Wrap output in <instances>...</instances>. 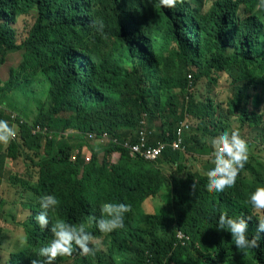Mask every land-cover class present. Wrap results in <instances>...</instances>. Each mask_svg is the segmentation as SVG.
<instances>
[{
	"label": "trees",
	"instance_id": "16d2710c",
	"mask_svg": "<svg viewBox=\"0 0 264 264\" xmlns=\"http://www.w3.org/2000/svg\"><path fill=\"white\" fill-rule=\"evenodd\" d=\"M260 2L214 0L203 16L191 0L171 9L161 7L159 0H0V67L10 54L21 52L9 82L0 79V119L18 125L17 136L1 152L0 174L8 160L21 157L34 169L28 178L11 175L13 185L24 189L26 198L17 190L18 201L28 217L25 246L12 252L7 264L41 259L39 249L52 238L36 222L39 199L47 195L60 202L49 212V228L62 219L84 224L107 240L108 253L98 264H264V233L258 248L238 249L229 230L218 225L225 213L251 217L247 235L256 234L264 213L255 211L249 197L264 187V165L250 150L233 187L207 190L206 174L214 166L210 140L222 130L220 106L194 93L200 81L213 82L217 73L254 91L264 89V26L255 12ZM24 15H33L34 22L19 43L13 25ZM99 20L104 33L92 26ZM40 75L49 87L48 102L39 101L32 123L3 107L10 104V93L29 100L30 86ZM249 100L234 96L227 102V114L236 116L240 127L260 128L264 143V114L250 113ZM184 121L192 130L183 136L184 149H168L156 162L133 159L114 144L98 151L91 146L93 136H87L108 132L113 139L135 142L146 127L156 146L175 140ZM69 129L79 133L69 134ZM182 153L193 154L191 166L180 162ZM88 155L93 158L87 164ZM199 159L210 166L200 165ZM195 164L198 169H191ZM164 165L179 172L167 177ZM166 183L172 190L170 212L147 214L143 204L156 198ZM104 203L131 206L123 229L105 235L88 223L90 216L102 215ZM142 224L157 229L146 233ZM160 228L170 235L161 236ZM178 231L189 238L187 246L177 238ZM6 245L5 229L0 228V248ZM67 258L59 257L55 264H94L78 252L72 262Z\"/></svg>",
	"mask_w": 264,
	"mask_h": 264
},
{
	"label": "rangeland",
	"instance_id": "374dc122",
	"mask_svg": "<svg viewBox=\"0 0 264 264\" xmlns=\"http://www.w3.org/2000/svg\"><path fill=\"white\" fill-rule=\"evenodd\" d=\"M213 1L214 0H191V2H194V4L199 7L203 16H205L210 10ZM259 5L255 12L258 14L264 26V9L260 8ZM33 22V15H24L17 18V23L13 25V27L17 31V38L19 43H21L27 37ZM20 61L21 52L12 53L8 56L6 63L0 67V79L3 81V84L9 82L11 78V72L13 70L12 68H15L20 63ZM234 72H236L237 74L236 68L234 69ZM236 74H234V76ZM36 78V81L30 86L29 100H25L23 97H18L10 93V104L6 106L3 105V107H5L8 111L23 114L26 118L25 121H29L31 123L35 120V117H37L39 101L41 102V104L48 102L47 99L49 94V87L47 83L43 81L44 77L40 75ZM233 78L234 77H230L228 74L217 73L213 75V82H209L208 79H203L202 81H200L195 87L194 93L199 95L201 97V100L205 101L207 99H211L218 106H220L218 115L221 117L222 130L218 133V135L223 131L238 129L241 132L243 139H245L247 141V144L250 145V147L248 148L249 152L251 150L253 154L257 155L256 158L258 162L264 165V146L263 142L261 141L260 128H248L247 126L240 127L238 118L234 115L232 116L230 114H227V102L236 95L241 97L249 96L250 100L248 110L250 113L256 111L258 114H264V89L259 88L257 91H254L251 87H247L241 83L234 82ZM3 84L2 86H4ZM19 94L24 96L22 93ZM257 97H259L260 99H257ZM188 120L192 121L194 123V126L196 127L197 122H195L194 119L188 118ZM11 125L15 126L16 129L18 128V125L14 120L11 121ZM191 132L192 130L190 131V133ZM70 133L78 134L79 130H73L70 131ZM94 144H98V142L96 141ZM7 145L0 144V156L1 152L6 149ZM101 145L108 146L110 144L104 142L101 143ZM182 154L183 156L180 162L185 163V165L187 166L190 164L191 166L189 159L193 154ZM88 156L91 159L90 162H92L93 157L91 155ZM102 157L103 154L101 155V158ZM111 160L115 161V159ZM199 162L200 165H202L203 162L206 163V166H210L208 160L203 159V161L201 162L199 159ZM30 164L31 162L27 160V157H21L17 160H8L7 166L3 170L4 174H0V228L2 230L5 229V233L7 236V245L3 248H0V264H7L9 255L12 252L16 253L23 249L26 243L24 223L27 220L28 215L23 211V204L18 201V193L20 195V198L26 197L22 195V192L24 190L22 186L13 185L11 175H17V178L20 177L21 179L28 178V171L34 170L32 167H29ZM196 165L197 164H195V167H191V169H198ZM252 165L256 166L257 168L259 167L255 164V162H252ZM162 168L167 177H169L172 173L177 174L179 172L176 167L164 165ZM171 199L172 190L169 186V183H166L160 194L156 198L148 199L145 201V203L143 204L144 211L147 214H155L160 216L169 213L171 210ZM255 211L257 213H261L257 210ZM142 228L146 233L155 232L157 229V227H153L151 224H142ZM158 233L161 236L170 235V232L164 231L163 228H160ZM99 240V250L94 256H90L94 264H98L99 257L105 256V254L108 253L109 249L107 240L104 237L100 238ZM70 258L71 257L67 258L68 262L73 261L70 260Z\"/></svg>",
	"mask_w": 264,
	"mask_h": 264
},
{
	"label": "clouds",
	"instance_id": "9594fccd",
	"mask_svg": "<svg viewBox=\"0 0 264 264\" xmlns=\"http://www.w3.org/2000/svg\"><path fill=\"white\" fill-rule=\"evenodd\" d=\"M180 3H183V0H159L161 7L169 9L175 8ZM259 7L264 9V0H261ZM92 26L98 33H104L105 24L102 20L94 21ZM184 122L190 125L188 121ZM73 130L75 129H69L67 132L71 134L70 131ZM190 130L191 125L189 131L185 134L190 132ZM104 133L113 136L108 132L97 134ZM16 136L17 129L15 126L10 125L7 120L0 119V144L7 145ZM116 139L119 140L120 144H111L120 147H123L122 144L124 141L133 142L130 138L127 140ZM210 144L214 150V159L212 161L214 166L206 174L208 180L206 187L209 192H223L225 188H231L235 185L240 170L245 167L249 159L248 144L242 138L238 129L223 131L218 136L212 138ZM91 146L98 151L104 147L102 145L95 146L92 144ZM86 163L88 164L87 161ZM59 203V200L53 195L42 196L39 199L41 211L36 216V222L41 229H48L52 234V238L47 245L39 249L38 256L41 259H33L31 264H55L57 258L71 257L77 252L85 257L94 256L99 250V238L92 232L86 230L84 224L77 225L68 223L62 219H57L49 228V212L55 211ZM249 203L255 210L264 213V187H257L250 194ZM130 211L131 206L126 203H104L102 206V215L100 217H96L95 215L90 216L88 223L95 224L101 234L107 235L125 227V217ZM251 219V217L233 218L225 213L219 216L218 225L221 229L227 228L229 230L236 248L254 249L260 246L261 234L264 233V215L257 221L256 234L249 238L247 232Z\"/></svg>",
	"mask_w": 264,
	"mask_h": 264
},
{
	"label": "built area",
	"instance_id": "2783aa9c",
	"mask_svg": "<svg viewBox=\"0 0 264 264\" xmlns=\"http://www.w3.org/2000/svg\"><path fill=\"white\" fill-rule=\"evenodd\" d=\"M13 117H16L13 115ZM190 125L187 122H182L177 128L176 136L177 138L170 142H159L156 146L151 145V138L153 137V132L148 131L146 127L140 128V131L137 135L136 142L124 141L122 144V148L126 149L132 158H142L147 161L155 162L157 161L165 151L171 149L173 151H182L183 148V136L187 131H189ZM87 136H93L94 141L91 143L92 145L97 146L101 143H114L120 144L118 139H113L109 134H97L90 133ZM98 144H94L95 142ZM103 146V145H102ZM79 150L77 151V153ZM87 162H90L91 159L88 156L86 159ZM1 180V177H0ZM177 238L181 240L183 245L187 244V240L185 239V235L182 231H179L177 234Z\"/></svg>",
	"mask_w": 264,
	"mask_h": 264
}]
</instances>
